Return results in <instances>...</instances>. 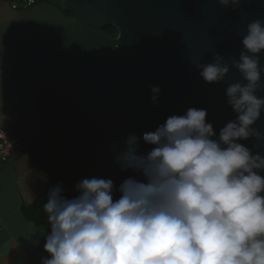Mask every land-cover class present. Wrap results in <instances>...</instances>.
I'll return each mask as SVG.
<instances>
[{
    "label": "water",
    "instance_id": "1",
    "mask_svg": "<svg viewBox=\"0 0 264 264\" xmlns=\"http://www.w3.org/2000/svg\"><path fill=\"white\" fill-rule=\"evenodd\" d=\"M255 19L264 20V0H241L235 10L218 0H61L26 9L0 0V127L41 140L38 155H12L20 192L24 181L35 199L57 184L77 195V182L91 177L118 187L113 144L190 107L206 109L218 133L236 115L226 87L245 81L230 67L208 84L195 63L212 62L214 52L229 65L238 60ZM153 85L161 88L155 104ZM253 127L264 131V111ZM241 143L264 155L255 138Z\"/></svg>",
    "mask_w": 264,
    "mask_h": 264
},
{
    "label": "clouds",
    "instance_id": "2",
    "mask_svg": "<svg viewBox=\"0 0 264 264\" xmlns=\"http://www.w3.org/2000/svg\"><path fill=\"white\" fill-rule=\"evenodd\" d=\"M240 2L218 0L233 10ZM241 43L231 65L215 52L212 62L195 63L208 84L222 82L230 67L241 73L245 82L225 89L235 118L217 133L206 109L190 107L143 134L152 145L146 153L134 134L113 144L114 163L132 173L118 187L91 177L77 182L71 198L60 184L50 188L41 264H264V155L241 143H264V131L253 127L264 111L257 95L264 20L250 21ZM151 92L158 103L161 88ZM21 195L26 205L35 200L24 181Z\"/></svg>",
    "mask_w": 264,
    "mask_h": 264
},
{
    "label": "crops",
    "instance_id": "3",
    "mask_svg": "<svg viewBox=\"0 0 264 264\" xmlns=\"http://www.w3.org/2000/svg\"><path fill=\"white\" fill-rule=\"evenodd\" d=\"M11 159L3 163L7 188L1 185L0 190V264H41V257L47 255L43 247L46 224L38 228L23 215L26 204Z\"/></svg>",
    "mask_w": 264,
    "mask_h": 264
},
{
    "label": "trees",
    "instance_id": "4",
    "mask_svg": "<svg viewBox=\"0 0 264 264\" xmlns=\"http://www.w3.org/2000/svg\"><path fill=\"white\" fill-rule=\"evenodd\" d=\"M61 0H54L53 2L59 5ZM66 15L71 16L69 12H65ZM103 30L110 36H115L117 34V30L113 26H105ZM139 147L137 151L139 153H146L152 147V145L146 144L143 141L142 136H139ZM31 151L32 155H38L41 151V140H22L20 145L17 146L13 154L15 156V160L21 158L25 153ZM39 162V161H38ZM40 163V162H39ZM132 175L130 171L123 172L120 170V177L121 181H123L126 177ZM64 189V188H63ZM64 195L71 198L75 196L74 194L70 193L66 189H64ZM47 193L45 192L39 195L31 205H24L22 207V212L25 218L30 220L36 227L43 228L47 221V214L44 212L43 204L47 202Z\"/></svg>",
    "mask_w": 264,
    "mask_h": 264
},
{
    "label": "built area",
    "instance_id": "5",
    "mask_svg": "<svg viewBox=\"0 0 264 264\" xmlns=\"http://www.w3.org/2000/svg\"><path fill=\"white\" fill-rule=\"evenodd\" d=\"M12 9H26L43 0H7ZM22 137L20 134L3 127H0V162L10 161L14 149L20 145ZM120 195V193L118 194Z\"/></svg>",
    "mask_w": 264,
    "mask_h": 264
},
{
    "label": "rangeland",
    "instance_id": "6",
    "mask_svg": "<svg viewBox=\"0 0 264 264\" xmlns=\"http://www.w3.org/2000/svg\"><path fill=\"white\" fill-rule=\"evenodd\" d=\"M44 1H54V0H44ZM141 136L143 137V134H141ZM4 166H5V164L0 163V190L3 188H7L6 186H4V185H7L6 183H4V180H5L4 179V176H5ZM1 185L3 186V188L1 187ZM4 190H7V189H4ZM115 197L118 198L119 195H115ZM46 228H48L47 221H46Z\"/></svg>",
    "mask_w": 264,
    "mask_h": 264
},
{
    "label": "flooded vegetation",
    "instance_id": "7",
    "mask_svg": "<svg viewBox=\"0 0 264 264\" xmlns=\"http://www.w3.org/2000/svg\"><path fill=\"white\" fill-rule=\"evenodd\" d=\"M42 2H49V3H51V4H55L53 1H42ZM55 5H57V4H55ZM59 5H60V3H59ZM59 5H57V6H59ZM71 15V14H70ZM116 36V35H115ZM32 155V154H31ZM33 156V155H32ZM28 159L30 160L31 159V157H28ZM37 161H39L38 159H37ZM40 164V163H39Z\"/></svg>",
    "mask_w": 264,
    "mask_h": 264
}]
</instances>
